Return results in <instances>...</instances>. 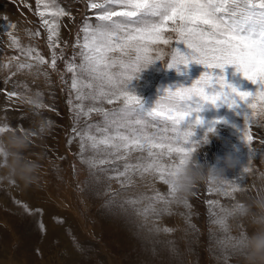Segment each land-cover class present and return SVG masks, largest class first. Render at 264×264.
Returning a JSON list of instances; mask_svg holds the SVG:
<instances>
[{
	"label": "rangeland",
	"instance_id": "374dc122",
	"mask_svg": "<svg viewBox=\"0 0 264 264\" xmlns=\"http://www.w3.org/2000/svg\"><path fill=\"white\" fill-rule=\"evenodd\" d=\"M60 3H62L60 6L70 13L64 17L69 22L68 24L65 21L63 32L67 38L65 41L68 42L67 47H62L66 60L73 55L77 33L83 35L81 29L84 19L88 17L95 23V14L98 10L90 9L88 0H60ZM36 5L33 3L29 8L34 11ZM7 11L10 12V10ZM29 16L30 20L35 15L32 12ZM1 17L0 23L4 16L0 15ZM5 17L10 20L8 15ZM26 21L28 22V16ZM16 34L19 35L18 32ZM1 35L0 32V48L2 49H0V126L33 127L40 118V113L30 112L21 101L20 94L38 90L46 103L42 115L48 118L52 127L47 136L43 140L34 142L28 152L32 158H40L39 183L33 185H25L16 181L0 183V257L10 259L13 264H38L41 260L38 258L36 247L41 244L42 233H45L42 229V217L40 218L44 211L42 207L49 201V198L71 192L72 198L70 197L69 206L64 208L65 212L63 211L66 213V210L71 209L70 212L73 214V217L70 215L71 220H66V216L62 214L54 215L48 211L46 214H50L49 219L45 218L46 225L50 224L56 231L52 229L55 236L54 245H58L62 254L67 255L69 264H107L103 259L106 255L101 250L108 252L114 264H151L153 259L156 264H175L169 260L170 247L187 245L184 234L190 238V253L195 257L197 264L198 261H203L205 264H218V253L213 246V237L210 235L209 218L214 208L223 205L222 199L224 204L228 203L236 197V193L233 191L225 193L217 191L211 185H203V194L195 191L192 195L195 199L202 197L201 199L205 200L203 209L201 207V218L198 211L200 206H196L193 211L194 203L191 198L188 201V204H191L190 209L185 205L170 207V211L176 214L178 219H175L173 214H166L163 211L159 214L146 213L145 209L149 203L147 198L155 196L159 190L157 185H162L167 190L168 185L156 178L157 175L141 176L135 169L128 174L131 177V183L122 184L121 181L126 178H116L117 170L124 171L126 163L136 164L138 162L136 157L140 153H133L127 160H115L113 157H108L110 163L90 168L85 161L97 152L100 154L97 158H103L104 146L101 145L99 149L94 150L90 147L91 142L85 139V150L81 155V137L73 132L74 128L87 132L89 124L103 125V113L96 111L89 113V107H103L111 111L118 105H109L102 100L77 101L76 92L71 88L72 73L67 71L65 60L58 59L56 67L52 68V53L42 55L36 51L33 55L43 56L46 61V63H40L34 58L22 55L21 49H18L15 54H12L11 58L14 60L5 61L7 56L5 54L8 52L4 49H13L14 46L4 42ZM172 44L175 46V38ZM163 47L167 52L168 48ZM180 47L184 49L183 45ZM24 48L32 47L24 46ZM55 51L59 53L60 50ZM76 51L78 52L79 49ZM79 59L77 56V63ZM168 60L169 57L165 56L164 60L158 61L156 65L145 70L140 79L134 80L131 85L144 98L146 107L155 103L162 94L161 89L179 84L191 86L192 82L198 79L203 72L209 71L205 66L193 63L186 69L181 66V71L177 72L176 69H166L165 65ZM20 63L30 64L31 67L20 69L18 67ZM215 71L218 75H225L229 83L241 90L254 91L257 87L238 72L235 65L226 66L223 72L220 69ZM12 92H16L17 95H10ZM80 103L84 105V112L78 116L79 109L75 105ZM246 110L243 104L236 109H230L227 105L219 107L206 105L204 111L200 113L205 123L195 126L193 137L194 140L202 141L207 134L206 145L201 148L200 145L198 146V149L200 148L198 158L201 162L224 167L221 158L229 154L238 160L235 168L225 171V179L234 183L237 189L243 187L244 191L255 188L249 183L252 172L264 170V143H260L261 138L264 139V126L256 124L251 126L250 132L254 139L247 144L242 139ZM217 120L226 122L213 125L212 122ZM194 121L195 114L185 122V127ZM212 126L215 127L218 135L209 136L208 128ZM89 134L101 136L95 127ZM257 148L259 149L256 150ZM248 165L249 171L244 172ZM133 201L135 203H132ZM185 216L195 222L200 220L199 224L205 225L204 238L194 222L187 225L181 233L176 232V227L173 225L182 223ZM170 222H173V225ZM197 226L200 228V225ZM164 227L173 228V231H163ZM238 227L242 229L241 231H251L244 223ZM178 235L181 237L178 238ZM162 240L166 241L167 248H164V245L161 246ZM200 240L204 242V248L197 247V241ZM108 246H111V250ZM55 256L58 258V255ZM42 258L44 260V256ZM57 260L54 262L56 263ZM229 264H234V262L230 261Z\"/></svg>",
	"mask_w": 264,
	"mask_h": 264
},
{
	"label": "snow or ice",
	"instance_id": "6c2138e0",
	"mask_svg": "<svg viewBox=\"0 0 264 264\" xmlns=\"http://www.w3.org/2000/svg\"><path fill=\"white\" fill-rule=\"evenodd\" d=\"M41 2L36 0L38 7ZM43 6L52 9L51 22L44 18L45 12L38 14L48 30V45L53 49L51 67L55 68L58 59L65 60L61 43L65 47L68 43L60 39L58 20L70 13L56 0H48ZM88 7L98 10L96 22L88 17L84 19L83 35L77 33L73 55L65 60L67 71L72 73L71 88L76 92L77 101L102 100L118 105L111 111L89 107V113H103V125L89 124L87 132L73 129L81 137V155L85 139L91 142L94 150L104 146L103 158H97L100 155L97 152L85 161L90 168L110 163L108 157L127 160L133 153H140L136 164L126 163L124 171L117 170L116 178L125 177L121 183H131L128 174L135 169L141 176L157 175L167 185L170 169L184 163V157L196 152L201 144L200 140L193 139V128L205 123L200 113L206 105H227L230 109L245 105L242 139L247 144L253 140L251 126H264L253 123L252 113L248 111L264 105V0H88ZM3 22L9 30L16 28L7 17ZM11 40L13 46L20 47L17 37L12 36ZM180 45L184 46L183 50ZM163 46L168 48L167 52ZM56 49H60L59 53ZM35 52L33 48H21L22 55L46 63L43 56H34ZM165 56L169 57L166 69L180 72L181 66L186 69L194 63L209 71L203 72L191 86L179 84L161 89L162 94L155 103L146 107V101L131 85L140 78L144 65H156ZM229 65H235L238 72L257 86L256 89L241 90L229 83L225 75L216 73V69L223 72ZM18 67L23 69L31 65L20 63ZM75 107L79 109L78 116L84 112L83 103ZM194 114V123L185 127V122ZM221 122L226 121L217 120L212 124ZM10 127L0 126V134ZM93 127L101 136L89 134ZM214 131V126L208 128V133ZM202 141L207 142V134ZM260 143H264V139ZM248 171L246 167L244 172ZM217 191L227 193L232 189ZM169 197V186L167 194L156 192L154 197L147 198L145 212L170 211V207H157L168 206ZM185 206L191 208L188 203Z\"/></svg>",
	"mask_w": 264,
	"mask_h": 264
},
{
	"label": "clouds",
	"instance_id": "9594fccd",
	"mask_svg": "<svg viewBox=\"0 0 264 264\" xmlns=\"http://www.w3.org/2000/svg\"><path fill=\"white\" fill-rule=\"evenodd\" d=\"M152 66L144 65L140 76ZM20 99L30 112L40 113V118L33 127H10L7 132L0 134V183L16 181L33 185L39 183L41 163L40 158H32L28 152L34 142L47 136L52 125L42 115L46 103L38 90L21 93ZM250 112L253 123L264 124V105L250 109ZM215 135H218L216 130L209 133V136ZM206 143L201 141L200 148ZM199 149L184 157V163L170 169L166 177L170 204L159 205L158 209L187 204L202 185H211L216 190L232 189L236 197L214 208L209 218L218 264H229L230 261L234 264H264V170L252 172L249 183L255 186L254 190L250 188L244 191L243 187L237 189L234 183L225 179V171L235 168L238 160L229 154L221 158L224 167L211 166L198 159ZM241 223L246 224L251 231H241L238 227ZM171 254L178 258L179 249Z\"/></svg>",
	"mask_w": 264,
	"mask_h": 264
},
{
	"label": "bare ground",
	"instance_id": "6f19581e",
	"mask_svg": "<svg viewBox=\"0 0 264 264\" xmlns=\"http://www.w3.org/2000/svg\"><path fill=\"white\" fill-rule=\"evenodd\" d=\"M261 138V137H260ZM263 138V137H262ZM261 138V139H262ZM254 139V138H253ZM256 139V138H255ZM253 141V140H252ZM256 141V140H255ZM255 143V142H254ZM206 145V144H205ZM255 147V146H254ZM262 147V146H261ZM259 148H257L256 150H258ZM253 151H255V150H253ZM259 152V151H258ZM263 153V152H262ZM253 155V154H252ZM199 159V158H198ZM257 162V161H256ZM255 170V169H254ZM250 172H251V170H250ZM137 178V177H136ZM156 178H158V177H156ZM153 179H154V177H153ZM138 180V179H137ZM156 181V180H155ZM154 181V182H155ZM244 181V180H243ZM140 182V181H139ZM153 182V183H154ZM146 183V182H145ZM148 183V182H147ZM155 183H157V182H155ZM151 184V183H150ZM158 184V183H157ZM165 185V184H164ZM248 185V184H247ZM157 187H158V191H160V192H163L164 194H166L167 193V189L164 187V186H158L157 185ZM154 188V187H153ZM202 188H203V185L202 186H200L197 190H196V192L197 191H199V192H202V193H200V194H203V190H202ZM167 190V191H166ZM157 191V192H158ZM71 193V192H70ZM70 193L69 192H65V193H63V195H61V196H58V197H55L54 196V194H53V196H54V198H49V201L48 202H46V204L42 207L43 208V215L42 216H40V218L42 217L43 218V220H42V218H41V223H42V229H44L45 230V233H42L43 234V240H42V242H41V244H39V245H37V252H38V258L41 260L40 262H38V264L40 263V264H61V262L63 263V264H69L68 262H69V258L67 257V255H63L62 254V252L60 251V249H59V247H57L58 245H54V243H53V239H55V236H54V233L52 232V229L54 230V228L50 225V224H47L46 225V223H45V221L47 222V220L46 219H49L48 218V216L50 215V214H46V212L48 211V212H52L54 215L55 214H59V215H63V216H66V220H71V218L73 217V214L70 212V210L71 209H68V210H66V213H64L65 211H64V208L65 207H67V206H69V200H70ZM197 194V193H196ZM60 195V194H59ZM204 196V195H203ZM60 197V198H59ZM198 197H200L199 195H198ZM72 198V197H71ZM202 197H200V199H195V198H193V197H191V200L193 201V203H194V207L192 208V210L193 211H195V207L196 206H200V208L198 209V211H199V216H200V218H201V211H202V209H203V203L205 202V200H203V199H201ZM233 200V199H232ZM51 201V202H50ZM221 202H223V204H224V201H223V199H222V201ZM200 203V204H199ZM202 203V204H201ZM4 204V203H3ZM53 205H55V207L53 206ZM59 205V206H58ZM71 205V204H70ZM191 205V204H190ZM144 206V205H143ZM71 207V206H70ZM201 207H202V209H201ZM69 208V207H68ZM72 208H74V207H72ZM143 208V207H142ZM187 208V207H186ZM32 209V208H31ZM182 210V209H181ZM10 211V210H9ZM64 211V212H63ZM74 211V210H73ZM190 211V210H189ZM164 213H166V214H173L172 213V211H163ZM10 213V212H9ZM70 215H72V217H70ZM174 215V214H173ZM175 216V219H178V217H177V215L175 214L174 215ZM10 218V217H9ZM46 218V219H45ZM175 219L173 218V220L175 221ZM189 220V221H188ZM88 221V220H87ZM170 221V220H169ZM199 221L200 220H197L196 222L194 221V220H192V219H189L188 217L186 218V216L185 217H183V221H182V223H179V224H177L176 226L175 225H173L171 222V224L174 226V227H176L175 228V230H176V232H178V233H181L183 230H184V228L187 226V225H190V224H193V222H194V224H196V227L200 230V233H201V236H202V238H204V230H205V225H203V224H199ZM165 222H166V220H165ZM176 222V221H175ZM175 222H174V224H175ZM167 223V222H166ZM165 224V223H164ZM197 225H200V228L197 226ZM165 226V225H164ZM168 225H166V227H167ZM173 226H171V227H173ZM165 228V227H164ZM247 228V227H246ZM173 229V228H172ZM240 230H242V229H240ZM55 231V230H54ZM173 231V230H172ZM171 231V232H172ZM185 231H187V230H185ZM56 232V231H55ZM184 234V233H183ZM171 235V234H170ZM32 237V236H31ZM170 237V236H169ZM179 237H181L180 235H178V238ZM183 237H184V240H185V242L187 243V245H185V246H183V245H181L180 247L179 246H176V247H170L171 248V250H170V252H169V260L170 261H172V262H174L175 264H195L196 263V261H195V257L190 253L191 252V250H190V245H191V241L189 240L190 238L188 237V236H186L185 234L183 235ZM175 238H177V237H175ZM35 239V238H34ZM138 239V238H137ZM16 240V239H15ZM150 242V241H149ZM158 242H160V241H158ZM162 242H163V244L161 245V246H163L164 245V248H167V244H166V241H163L162 240ZM161 243V242H160ZM176 244V243H175ZM109 245V244H108ZM204 248V242H202L201 240L200 241H197V247H199V248H202V247ZM110 247L111 246H108V249H110ZM175 249H179V252H180V255H179V257L178 258H176V257H174L171 253L175 250ZM25 250V249H24ZM111 250V249H110ZM201 250V249H200ZM23 251V250H22ZM163 251V250H162ZM51 254H50V253ZM101 252L102 253H104L106 256L103 258L104 260H106V262H107V264H114V261H113V259H112V257H110L107 253L108 252H106L105 250L103 251V250H101ZM211 252V251H210ZM65 253V252H64ZM110 254V253H109ZM25 255V254H24ZM23 255V256H24ZM55 258H53L52 256ZM55 255H58V258L55 256ZM30 256H31V252H30ZM42 256H44V260H43V258H42ZM151 256V255H150ZM28 258V257H27ZM29 259V258H28ZM56 259H58L57 260V262L55 263L54 262V260H56ZM27 260V259H26ZM176 261V262H175ZM208 261V260H207ZM206 261V262H207ZM0 264H13V262L10 260V259H7V258H5V257H0ZM151 264H156V261H155V259H153V261H152V263ZM197 264V263H196ZM198 264H205L203 261H198Z\"/></svg>",
	"mask_w": 264,
	"mask_h": 264
},
{
	"label": "crops",
	"instance_id": "0c3cea01",
	"mask_svg": "<svg viewBox=\"0 0 264 264\" xmlns=\"http://www.w3.org/2000/svg\"><path fill=\"white\" fill-rule=\"evenodd\" d=\"M47 2L48 0H42L41 5L38 7L36 5V0H9V1L0 0V15L4 17L8 15L10 19V20L7 19L8 22L16 24V28L9 30L7 29L6 25H4L5 23L2 21L0 23L1 25L0 32L2 34L1 36L3 37L4 42H6L9 45H12V40H11L12 36L17 37L20 43V47L14 46L13 49L11 48L4 49L5 51L7 50L6 52H8L7 54H5V56L7 55L5 57L6 58L5 61L7 60L8 62H10L11 60H14L13 58H11L12 54H15L18 49L24 48V46L32 47L33 49H35L42 55L44 54L49 55L50 53H53V49H51L48 45L47 27L43 25L42 17L38 14L41 11L45 12L44 18L49 19L51 22L52 17L50 13L52 9L51 8L45 9L43 6L44 3H47ZM33 3L36 5L34 11L29 8V6ZM56 3L59 6L62 5V3H60V0H56ZM7 10H10V12ZM32 12L34 13L35 16L29 20V17H30L29 15L32 14ZM27 16H28V22L26 21ZM64 17L65 16L60 17L58 20V23L60 24L61 41H65L67 39L65 38L63 32L65 31V27H64L65 21L66 22L68 21ZM0 19H2V17ZM17 32L19 33L18 36L16 34ZM36 32L39 33L38 36L34 35V33ZM63 46L64 44L61 43L60 47L62 48Z\"/></svg>",
	"mask_w": 264,
	"mask_h": 264
},
{
	"label": "water",
	"instance_id": "95a60500",
	"mask_svg": "<svg viewBox=\"0 0 264 264\" xmlns=\"http://www.w3.org/2000/svg\"><path fill=\"white\" fill-rule=\"evenodd\" d=\"M60 88V87H59Z\"/></svg>",
	"mask_w": 264,
	"mask_h": 264
}]
</instances>
